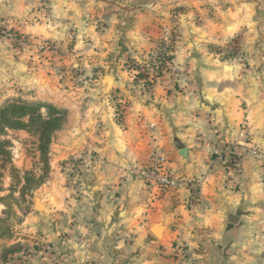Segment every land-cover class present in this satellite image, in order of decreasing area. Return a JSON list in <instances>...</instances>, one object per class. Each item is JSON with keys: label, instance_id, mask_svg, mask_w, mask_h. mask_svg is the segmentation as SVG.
I'll list each match as a JSON object with an SVG mask.
<instances>
[{"label": "crops", "instance_id": "obj_1", "mask_svg": "<svg viewBox=\"0 0 264 264\" xmlns=\"http://www.w3.org/2000/svg\"><path fill=\"white\" fill-rule=\"evenodd\" d=\"M175 8L185 10L191 28L171 60L189 74L175 83L166 72L150 92L129 93L128 74L117 70L111 90L129 103L121 123L101 80L79 104L48 94L26 48L12 43L13 34L64 41L70 32L62 28L72 23L94 32L95 18L119 26L117 37L138 58L155 47V26H167ZM237 35L244 42L230 62L208 50ZM5 76L16 86L5 80L0 97L22 89L23 97L69 111L49 145L48 202L34 223L49 250L35 264H264V0H0ZM156 150L175 180L166 190L129 172ZM82 153L95 155L92 186L81 185L75 197L62 185L59 162ZM230 153L236 168L225 165ZM160 219L168 225L162 240L149 230Z\"/></svg>", "mask_w": 264, "mask_h": 264}, {"label": "rangeland", "instance_id": "obj_2", "mask_svg": "<svg viewBox=\"0 0 264 264\" xmlns=\"http://www.w3.org/2000/svg\"><path fill=\"white\" fill-rule=\"evenodd\" d=\"M168 21L167 26H155L156 29H161L157 30L161 35L156 36L155 47L138 58L134 56V50L127 45L123 36L117 37L118 32H122L119 26L95 18L91 20V25H88L94 32L85 31L87 27L85 25L81 27L72 23L69 27L62 28L65 32H70L64 41L36 39L32 43L27 37L13 34L12 43L14 48H26L27 57L25 58L29 62V69L39 70L37 74L39 79H42L40 85L44 89L48 87L46 90L48 94L59 92L63 94V97L67 95L79 104L85 98H90L89 92L92 90L90 86L100 80L105 85L104 76L116 78L117 70L128 74L130 81L125 89L129 93L150 92L156 78L166 72L175 83L181 78L184 79L189 74L188 68L185 65L183 68L176 67L171 59L183 32L189 31L191 27L183 9H173ZM192 21L198 24L196 19ZM243 42L241 35H237L225 45L208 46V50L217 54L220 60L230 62L240 53ZM140 74L142 76H139ZM11 79L13 78L8 76L2 77L0 89L3 88L5 80H9L7 82L9 86H16V81ZM110 83L104 96L111 102L115 120L121 123L129 103L127 99L123 100L117 95L121 92L120 89L115 92H113L114 89L111 90ZM0 91L3 92V90ZM22 91L20 89L17 95L0 97V105H7L18 100L30 103L41 102L65 109L68 116L69 111L66 107L46 101L47 98H44V101L36 98L28 99L22 96ZM41 110L44 111V109ZM65 123L59 130L65 126ZM0 138L8 140L10 151V161L3 167L0 190V264H35L36 257L46 254L45 251L49 250L39 238V229L34 225L37 222V213L46 212L43 202L45 204L48 202L49 154L48 163L45 165L37 150V134L34 132L8 129ZM93 158H95L94 154L82 153L69 156L65 159L66 161L59 162L60 169L65 175L62 185L72 189L75 197L82 194L81 185L86 189L92 186L88 175ZM52 189H58L57 185H53ZM35 198H38L37 202L41 204V209L35 208ZM49 206L52 207L53 203ZM46 221H40V226H46Z\"/></svg>", "mask_w": 264, "mask_h": 264}, {"label": "trees", "instance_id": "obj_3", "mask_svg": "<svg viewBox=\"0 0 264 264\" xmlns=\"http://www.w3.org/2000/svg\"><path fill=\"white\" fill-rule=\"evenodd\" d=\"M66 117L65 109L47 103H30L18 100L7 105H0V137L8 129L34 132L37 134V150L43 163L47 165L51 137L55 131L62 127ZM8 144V140L0 138V190L4 164L10 161ZM237 159L238 157L234 153H230L225 165L236 168L234 163Z\"/></svg>", "mask_w": 264, "mask_h": 264}, {"label": "built area", "instance_id": "obj_4", "mask_svg": "<svg viewBox=\"0 0 264 264\" xmlns=\"http://www.w3.org/2000/svg\"><path fill=\"white\" fill-rule=\"evenodd\" d=\"M163 157L156 150L149 158L147 164L141 168L129 170L132 174H138L146 183L156 186L160 190H166L174 185L175 180L170 172L163 169Z\"/></svg>", "mask_w": 264, "mask_h": 264}, {"label": "water", "instance_id": "obj_5", "mask_svg": "<svg viewBox=\"0 0 264 264\" xmlns=\"http://www.w3.org/2000/svg\"><path fill=\"white\" fill-rule=\"evenodd\" d=\"M103 80H104L105 84L107 85V87L109 86L110 81H112V79L108 75L104 76ZM187 152H188V148H186V147H183L179 150V154L182 157H186ZM37 200H38V198H35L34 206L37 209H41L42 208L41 204L39 205ZM167 228H168V225L163 220L160 219V220L152 223L149 227V230L158 240H162L163 232Z\"/></svg>", "mask_w": 264, "mask_h": 264}]
</instances>
